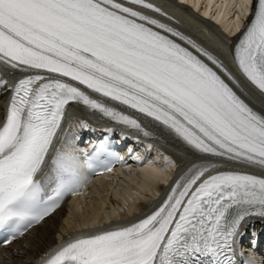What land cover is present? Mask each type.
I'll return each mask as SVG.
<instances>
[{"label": "snow or ice", "instance_id": "6c2138e0", "mask_svg": "<svg viewBox=\"0 0 264 264\" xmlns=\"http://www.w3.org/2000/svg\"><path fill=\"white\" fill-rule=\"evenodd\" d=\"M140 8L161 11L148 0H0V63L27 73L0 118V229L14 225L21 235L76 184L77 157L59 150L53 195L45 198L36 179L70 102L151 134L63 78L154 118L202 153L264 169V113L230 87L221 73L235 78L215 56ZM233 56L264 93V0H256ZM216 168L193 165L151 214L62 244L41 264H237L241 226L264 218V175L209 174Z\"/></svg>", "mask_w": 264, "mask_h": 264}, {"label": "bare ground", "instance_id": "6f19581e", "mask_svg": "<svg viewBox=\"0 0 264 264\" xmlns=\"http://www.w3.org/2000/svg\"><path fill=\"white\" fill-rule=\"evenodd\" d=\"M172 2L174 3L172 7H175V10L178 9L176 6L180 4L185 6L183 13L186 11L188 13L186 22L191 23L193 26H197L201 30L200 35L204 36L209 41L206 44H215L218 46L217 50L214 49L213 51H209L214 56H221L219 51H226L224 46L227 45L229 41L231 42L232 34L240 28L250 3L249 0H172ZM169 10L172 9L170 8ZM183 17L184 15L179 13V18L182 19ZM206 22L210 24L207 26ZM177 38L179 39V37ZM183 41L196 53L195 48L185 40ZM208 62L211 63L210 61ZM226 69L231 73L232 77L235 78V83L221 73L225 81L229 83L236 93L244 99L246 103L253 107L254 110L264 113V97L252 91L249 85H246L245 82L240 79L243 74L241 70L236 68L234 71L228 67H226ZM68 107L66 111L67 115L72 114L97 124L98 118L96 119L94 115L92 116L87 113L81 107L79 108L73 105H69ZM3 110V104L0 102V118H2ZM134 117L146 131L151 133L149 137H151L157 145L162 146L164 149L167 148L177 158V169L169 186L159 190L157 192L158 196L153 199L151 195L144 197L142 193L137 191L131 193L128 187H123V185H127L123 179H119L118 182L113 183L114 180L109 181L104 177H88L84 181V183L89 186L84 194L86 196L85 199L73 200V204L67 207L68 209L66 212L64 211V206H60L57 211L37 224V226L33 227L25 236L18 239L7 248H0V264H41V257L45 253L62 244H66L77 238L87 237L99 232L127 226L143 219L163 203L181 177L190 174L189 170L193 168V165L215 164L217 165L216 169L246 170L264 175V170L252 165L238 163L226 157H210L197 154L188 148L184 142L175 138L170 131L164 128L159 122L152 121L149 118L147 119L143 115L135 114ZM76 138L77 133L74 131L72 135H68L66 139L69 143L74 144ZM150 149L152 151L154 150L153 147ZM152 154L153 156L149 161H144L143 163L131 161L123 165V177L130 179L138 173L149 174L153 171L159 172L160 174L164 173V168H160V164L167 159V156L163 155L158 150H155ZM135 156L136 159L140 157L139 154ZM46 166L47 163L43 165L40 171L41 173ZM166 167L167 166H165V168ZM117 170L119 171L120 169L118 168ZM213 170H210V172ZM168 174L169 172L166 171L167 176ZM117 187L127 190V198L131 202L142 197L143 200L140 202L144 203L135 206L133 213H130L131 209H122L117 205V201H115L116 207L112 210V213L109 216L106 214L102 218L100 213V211H102L101 205L111 202L109 194L110 192L118 194L116 190ZM91 194L96 195V197L92 198ZM121 198L122 203L127 202L126 198L122 196ZM87 208L88 211L86 212ZM86 213H90V215L94 217L93 222L96 227L79 230V228L86 226L85 221L82 223L83 220L89 217L86 216ZM111 215H114L116 218L107 223L106 220ZM102 221H104V223ZM257 263L258 262H255L254 264Z\"/></svg>", "mask_w": 264, "mask_h": 264}, {"label": "rangeland", "instance_id": "374dc122", "mask_svg": "<svg viewBox=\"0 0 264 264\" xmlns=\"http://www.w3.org/2000/svg\"><path fill=\"white\" fill-rule=\"evenodd\" d=\"M260 173V172H259Z\"/></svg>", "mask_w": 264, "mask_h": 264}]
</instances>
